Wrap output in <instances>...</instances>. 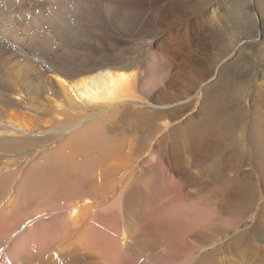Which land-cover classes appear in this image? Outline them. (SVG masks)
<instances>
[{"label": "bare ground", "instance_id": "1", "mask_svg": "<svg viewBox=\"0 0 264 264\" xmlns=\"http://www.w3.org/2000/svg\"><path fill=\"white\" fill-rule=\"evenodd\" d=\"M246 1L253 20L254 6ZM8 7L0 0V10ZM187 22L190 31L217 38L212 18L202 14ZM231 35L226 55L210 61L214 72L242 41L239 33ZM142 57L149 59L147 72L103 61L76 72H12L1 79L8 91L0 94L2 262L264 264L258 225L248 230L252 234H226L245 220L238 207L261 196L245 180L249 173L228 189L201 176L218 126L231 129L239 113L225 114L217 89L200 83L190 88L195 99L176 108L178 99L156 100L174 79L171 65L151 46ZM254 124L262 169L264 121ZM11 241L13 259L6 251Z\"/></svg>", "mask_w": 264, "mask_h": 264}, {"label": "rangeland", "instance_id": "2", "mask_svg": "<svg viewBox=\"0 0 264 264\" xmlns=\"http://www.w3.org/2000/svg\"><path fill=\"white\" fill-rule=\"evenodd\" d=\"M156 1L8 0L9 7L0 10V94L8 92L1 79L6 80L12 72H29L33 77L53 69L76 72L103 61L147 72L149 59L142 56L148 46L163 50L174 79L155 96L156 100L168 104L178 99L172 105L176 108L185 100L195 99L196 89L190 88L200 83L201 87L217 89L225 114L239 113L231 129L218 126L214 153L203 166L201 176L205 183L228 189L239 185L243 174L249 173L245 180L261 196L251 198L245 208L238 207V211H244L245 220L241 228L226 234H252L249 231L257 225L260 234H264V168L258 167L261 149L253 131L254 123L264 121V37L260 35L264 32V0H250L255 9L253 20L247 19L246 0H206L201 7H194L201 0H159L161 5L167 4L161 7L154 4ZM185 5L193 8L185 13ZM202 14L212 18L217 38L203 30L186 28L188 19ZM233 32L239 33L242 41H234L235 49L218 63L214 72L210 61L226 55V39ZM44 78L52 77L44 73ZM214 160L216 165H212ZM247 162L249 167L245 168ZM260 211L262 215L257 220ZM12 244L11 241L6 251L13 259L16 253ZM2 251L0 245V264H8L2 262Z\"/></svg>", "mask_w": 264, "mask_h": 264}]
</instances>
